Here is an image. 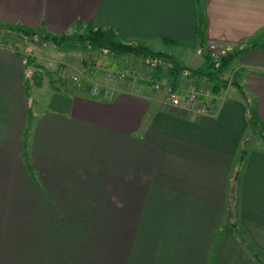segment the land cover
I'll return each instance as SVG.
<instances>
[{
    "label": "crops",
    "instance_id": "0c3cea01",
    "mask_svg": "<svg viewBox=\"0 0 264 264\" xmlns=\"http://www.w3.org/2000/svg\"><path fill=\"white\" fill-rule=\"evenodd\" d=\"M202 11L200 36L194 0H0L2 21L55 33L112 25L190 69L205 65L209 42L258 43L232 65L264 135V0H205ZM24 63L0 44V264H258L220 224L249 127L239 96L215 92L199 115L127 83L109 98L68 89L39 108ZM240 173L234 213L264 253V143Z\"/></svg>",
    "mask_w": 264,
    "mask_h": 264
},
{
    "label": "rangeland",
    "instance_id": "374dc122",
    "mask_svg": "<svg viewBox=\"0 0 264 264\" xmlns=\"http://www.w3.org/2000/svg\"><path fill=\"white\" fill-rule=\"evenodd\" d=\"M83 31V27L75 29L72 26L64 33L78 34ZM0 44L19 50L23 55L25 59L24 64L28 73L24 81L25 89L28 95L33 96L34 103L39 108L47 101L52 102L55 93L63 92L64 94H68L71 93L68 89L78 90L77 87L80 86L77 85L78 82H74L71 79L72 74L77 75L80 79L78 81L82 83V87H87V89L97 83L100 84V86L98 85L99 87L111 88L113 91L121 85L132 83L145 86L148 91H154L156 98L162 100L166 98L168 94L166 91L169 90L170 87L181 95L191 90H208V99L210 100L213 98V93H215V91H212V88H214V86H212L214 81H208L205 78L193 77L186 73H180V82H172L171 76L166 72L165 67L155 72L153 64L151 62L147 64L138 54L117 55L105 49H97L87 45L85 47L80 45L74 46L71 43H64V45L56 46L49 41L43 40L39 34L27 37L20 31L13 28L9 29L6 26L0 27ZM168 48L175 54H182L185 52V48L182 46H171ZM225 50L226 49L221 53V56L231 52L230 49ZM97 60L100 63H97ZM233 60L225 70L219 74L218 84L220 85L221 80L226 82V84L222 88L216 89L218 90L217 93L222 91L221 96H225L226 98L239 96L241 101L250 108L246 100L248 92H246L244 88L240 89L236 84V82L239 83L240 79L238 75H235L237 70L232 65ZM90 63L92 65L97 63V67L89 65ZM84 66L87 67V69L84 70L82 74H78V71L84 68ZM32 73L33 77H31ZM51 78H57V81H53ZM178 83L180 86H177ZM248 115L249 113H247V117ZM255 143L263 144L264 135L260 131V125L258 124L255 126L254 123L249 120V127L241 137L236 153L234 154V172H229L227 180L228 184L231 185V188H233L235 192L237 191V183L239 182V175H241V168L245 163L252 145ZM241 158H243L242 162ZM236 168L239 169L240 174L235 179L234 173L237 171ZM232 196H230V201L228 200L229 202L226 206V210L222 212L220 224L224 226L223 224L226 223L227 225L225 224V227L227 226L230 228L232 224H235L241 232V235L243 234V236H246L245 233L247 232L245 229L242 226H238L239 222L234 213L236 200L234 201L233 194ZM153 213V210H151V212L148 211L147 216L152 217ZM216 234L215 236H217ZM250 244L253 246L255 245L252 241ZM258 256L264 262V253L259 252Z\"/></svg>",
    "mask_w": 264,
    "mask_h": 264
},
{
    "label": "trees",
    "instance_id": "16d2710c",
    "mask_svg": "<svg viewBox=\"0 0 264 264\" xmlns=\"http://www.w3.org/2000/svg\"><path fill=\"white\" fill-rule=\"evenodd\" d=\"M204 2L205 0H194L196 30L200 34V36L203 35L205 24L202 11ZM1 26H6L9 29H16L27 37L39 34L43 40L49 41L56 46L64 45V43H71L74 46L80 45L82 47H85L87 45L97 49H105L117 55L138 54L139 56H141L142 60L147 62V64L148 62H151L153 64L155 72H158L160 68L165 67L166 72L171 76L172 82L176 80L180 73L185 72L186 74L192 75L193 77H201L205 78L208 81H214L212 85L214 86V88H212V91L215 92H218V90L216 89L220 87L222 88L226 84V82H223L222 80L220 85L218 84L219 74H221L225 70V68L230 64L234 57L241 53L243 50L258 46V43H253L243 48L231 50V52L219 58V60L217 61V65H215V61H213L202 48L205 58V65L200 68L190 69L188 67L180 65L177 59L167 51L154 50L143 41L123 39L118 33L117 29L112 25L99 26L93 24L92 21L83 23L77 21L72 26L75 29H77L78 27H83L84 29L83 32L78 34H66L64 32L55 33L47 31L43 27H29L20 23H9L0 20V27ZM248 104L250 105L251 103L248 102ZM248 119L251 120L255 126L258 125V122L256 121L254 116V111L251 109V105L249 108ZM242 161L243 158H241V162ZM238 175L239 169H237V171L234 173V178L236 179ZM228 186L229 192L233 194L234 189L231 188L230 184ZM231 228L239 242L248 250V252L256 256L255 261L258 264H264V262L258 256L257 250H255L246 241L245 237L243 236V234L241 235V232L238 230L236 225L232 224Z\"/></svg>",
    "mask_w": 264,
    "mask_h": 264
},
{
    "label": "built area",
    "instance_id": "2783aa9c",
    "mask_svg": "<svg viewBox=\"0 0 264 264\" xmlns=\"http://www.w3.org/2000/svg\"><path fill=\"white\" fill-rule=\"evenodd\" d=\"M205 50L208 56L213 61H215V65H217V61L221 57V53L224 52V48H220V46L216 42H209L206 45ZM97 63L100 62L98 61ZM97 63H94L93 65L90 63L89 65L97 67ZM86 69L87 67L84 66V68H81L78 71V74L79 73L82 74L83 71ZM71 79L74 82H78L77 85L82 87V83L78 81L80 79L78 78L77 75L72 74ZM98 85L100 86V84L95 83L91 86V88H89V93L92 96L109 98L114 92V90L112 91L111 88H101ZM166 92H168V94L164 99V102L167 103L168 105L174 106L184 111H191L199 115L210 114L212 103L211 100L208 99L209 97L208 90H201V91L191 90L181 95L175 92V90H172L170 87L169 90H167Z\"/></svg>",
    "mask_w": 264,
    "mask_h": 264
}]
</instances>
